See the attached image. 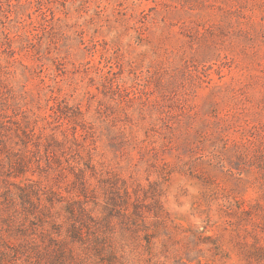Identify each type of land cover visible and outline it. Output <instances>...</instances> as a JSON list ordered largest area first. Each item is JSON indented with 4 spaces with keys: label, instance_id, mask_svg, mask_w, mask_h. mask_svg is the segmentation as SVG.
I'll return each mask as SVG.
<instances>
[{
    "label": "rangeland",
    "instance_id": "1",
    "mask_svg": "<svg viewBox=\"0 0 264 264\" xmlns=\"http://www.w3.org/2000/svg\"><path fill=\"white\" fill-rule=\"evenodd\" d=\"M0 264H264V0H0Z\"/></svg>",
    "mask_w": 264,
    "mask_h": 264
}]
</instances>
